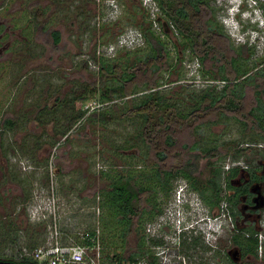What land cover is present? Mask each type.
Listing matches in <instances>:
<instances>
[{
	"label": "rangeland",
	"instance_id": "374dc122",
	"mask_svg": "<svg viewBox=\"0 0 264 264\" xmlns=\"http://www.w3.org/2000/svg\"><path fill=\"white\" fill-rule=\"evenodd\" d=\"M239 1L210 0L215 13L214 26L230 37L234 47L245 43L248 39L247 47H252L254 52L252 54L249 50L239 54L237 52L239 64L244 69H251L257 63H260L258 67H264V32L259 39L255 32L250 31L247 34V30L251 29L252 11L247 12L245 15L247 18H244L250 21L244 22L237 13L238 10L248 7L242 2L239 4ZM19 2L20 0H0V11L4 7L1 14L18 16L21 13ZM32 2L35 4L32 9L29 7L31 13L36 10L43 13L37 26L61 31L63 43L60 49L66 52L64 58L58 57L59 61L55 62V57V64H52L39 59L32 60L35 56L32 55L33 53L29 52L30 54L25 55V52L20 50V55L18 54L20 57L16 58L3 74L0 73L1 154L8 159V174L13 173L23 190V194L17 192V194L12 193L10 197L9 195L0 197V203H3L1 209H19L20 206L22 208L25 205L27 212L30 213L29 209L38 208L41 198L46 199L53 187L57 196L61 225L64 228L90 229L95 227L96 220L102 227V216L105 217L109 210L113 212L112 209H107L104 201V195L111 189V182L116 178H137L138 173H142L147 176L143 188L146 192L144 201L148 202L142 203V206L147 205L149 206L147 209L152 211L142 209V216H139V219L146 216L152 218L149 222H159L161 209L172 210V215L175 217L174 207H176L175 203H178V191L175 188L172 191L161 192V184L156 178L157 167L148 154L147 147L140 141L139 131L143 126L142 120L137 115L126 114L131 105H123L118 100L116 104L105 102L98 105L97 108L101 110L110 109L112 114L107 121L98 122L86 119L89 112L97 106L93 100L85 104L76 102L75 109L70 108L68 104L66 110L46 117L49 126L46 123L41 125L36 123L34 115L45 103L46 84L50 86L48 101L54 94L60 95L68 89H70L69 96H72L75 92H80L88 81L96 78L98 62H119L128 58L132 61L135 55L128 53L137 47L142 48H138L136 55L148 54L149 49L144 45V37L135 42L130 40L132 38L130 29L134 28L133 26L151 28L155 35L166 42L171 52L169 60L175 63V66L170 73H162L163 78L160 79L158 87L170 101H183L184 104L181 105L184 107L191 96L187 94L188 92H199L206 87L207 82H212L202 78L199 73V60L187 49L179 54L181 60L176 59V42L181 43L182 37L173 32L172 37L164 36L157 20L158 5L154 0H32ZM256 17L260 20L259 23ZM253 19L254 23H257V28L264 26V16L254 14ZM229 32L233 35L237 34L239 40L238 37L228 34ZM119 41L127 42V46L126 49L116 52L115 44ZM178 49L183 50L180 45ZM44 77L47 79L46 82ZM38 87H43V90L37 91ZM141 94V92L136 93L134 100ZM5 96L9 101L3 104ZM129 99L125 98V100ZM78 108L87 109V112L71 128L69 138L62 146V150H54V147L50 151L49 147L46 149L44 145L53 141L55 143L62 138V136H48L46 132L55 125L58 131L69 130L67 123L78 113ZM4 117L7 119L10 117L15 127L12 129L3 127L1 120ZM36 127H41V133L38 132L40 128ZM198 132L199 134H193L191 128L177 132L174 147L170 151L171 156L168 157L170 165L179 162L181 157L176 155L182 145L196 140H199V146L212 142L218 144L224 164L231 160L250 157L247 154L239 157L234 154L237 153L236 147L240 146L237 143L244 141L259 143L252 136H241L240 125L231 118H222L221 122L203 125ZM56 153H59L58 156L61 158L57 155L56 158ZM56 167H60L61 170L56 171ZM174 186L175 184L172 183V188ZM24 201L26 202L22 205L21 202ZM195 201L200 205L197 199ZM1 212L2 210H0V254H10L15 248L25 247V243L33 247L45 241L48 234L46 221L30 222L21 209L17 214L20 226L13 230L5 225L7 220L1 219ZM112 222L107 226L108 237L105 235V247H114V239L110 238L109 233L114 224V221ZM143 230L145 231L144 228ZM13 237L19 239V246L12 244ZM136 238L131 232L128 247L123 252L125 256L138 246ZM217 261L218 259L214 257V262Z\"/></svg>",
	"mask_w": 264,
	"mask_h": 264
},
{
	"label": "trees",
	"instance_id": "16d2710c",
	"mask_svg": "<svg viewBox=\"0 0 264 264\" xmlns=\"http://www.w3.org/2000/svg\"><path fill=\"white\" fill-rule=\"evenodd\" d=\"M154 1L158 5L157 20L164 36L172 37L173 32L182 37L181 43L176 42V59L181 60L179 54L187 49L199 60L198 71L202 78L212 82H207L206 87L199 92H188L187 94L191 96L184 107L181 105L184 104L183 101H170L158 87L160 79L163 78L162 73H170L175 66V63L169 60L171 52L166 42L155 35L151 28L133 26L140 33L143 31L141 36L145 39L144 45L149 49V53L138 56L136 55L138 48L142 47H137L128 53L135 55L132 61L128 58L119 61L120 63L98 62L96 78L82 86L80 92H75L69 98V104L70 108L75 109L76 102L81 104L90 100L96 102L97 106L86 118L93 122L107 121L112 115L110 109L97 108L100 104L115 103L118 100L123 105H131L126 114L141 118L143 126L139 131L140 141L147 147L148 154L154 160L157 167L156 178L161 184V181L180 174L179 168L176 169L168 162L170 151L175 144V135L179 130L191 128L193 134H199L201 126L221 122L222 118H231L240 125L241 136H252L254 140L264 143V67H258L260 63H257L251 69H244L239 64L238 54L246 50L252 54L254 49L247 47L246 43L234 47L230 37L214 26L215 13L210 0ZM255 1L264 11V0ZM179 45L183 50L178 49ZM116 49V52H120L126 48ZM138 92L142 94L134 100ZM126 97L130 99L125 100ZM66 105L65 103L64 110ZM77 110L78 113L69 121V129L87 112V109ZM197 142L199 140L194 141ZM194 147L205 153H217V144L203 149L195 145ZM188 148L182 145L177 151L176 156L181 157L184 162ZM146 179L145 174L138 173L137 178L112 183L110 191L104 195L107 209L113 211L109 210L105 217L102 216L101 239L105 260L129 259L135 255L149 253L142 233V222L146 219L135 223L130 218L136 215L142 206V197L146 193L143 184ZM112 221L114 224L109 233L110 238L114 239V247H105V235L108 237L107 226L113 223ZM131 232L137 237V251L125 256L123 252L128 247Z\"/></svg>",
	"mask_w": 264,
	"mask_h": 264
},
{
	"label": "flooded vegetation",
	"instance_id": "af4514ba",
	"mask_svg": "<svg viewBox=\"0 0 264 264\" xmlns=\"http://www.w3.org/2000/svg\"><path fill=\"white\" fill-rule=\"evenodd\" d=\"M28 1L20 0V5H18L21 13L18 16L1 14L4 7L0 11L1 74L16 61V58L20 57V50L25 52V55L29 52L33 53L32 55L35 56L32 60L38 61L39 59L52 64L59 61V56L65 57L66 51L60 49L63 43L61 31L39 28L37 25L43 13L41 11V14L38 10L31 13L30 9L35 3L32 0ZM46 80L44 77V82ZM41 90L43 87H38L37 91ZM69 90L60 95L54 94L48 101L50 86L46 84L45 103L34 115L35 122L39 125L44 124L47 122L46 117L58 111H64V104L66 103L68 107L71 97ZM6 101L9 100L5 96L3 104ZM10 119V117L2 118V126L8 129L15 127ZM67 124L69 127V121ZM55 126L50 127V130L46 132L47 135L62 136L63 139L60 138L55 143L53 141L54 144L44 145L46 149L50 148L49 151L53 147L54 150H62V146L69 138V132L71 133V129L58 131ZM36 128H40L38 132L41 133V127ZM193 143L186 144L189 148L185 162L180 158L179 162L172 164L176 169L179 168L180 174L169 177L164 182L161 181V192L172 191L176 188L179 195L181 181H183L181 189L185 186L178 197V203H175V217L172 215V210L161 209V259H166V264H264V143H245V145H243L244 142L237 143L240 146L236 147V151L242 150L243 152L234 154L238 157L247 154L250 157L231 160L226 164L218 150V144L217 153L212 154V152H202L194 145L203 149L206 146L212 147L215 143H208L204 146H199V142L194 145ZM1 153L0 148V197L7 195L10 197L12 193L17 194V192L23 194L13 173L8 174V159H5ZM58 154L56 153L55 156ZM58 170H61L60 167H56V171ZM126 179L116 178L111 184ZM171 182L175 184L173 188ZM144 199L145 193L142 202L146 204ZM196 199L200 205L197 204ZM20 207L19 209H1L3 203H0L1 219L7 220L5 225L8 229L16 230L20 226L17 214L21 209L30 222H35L27 212L26 206ZM147 208H149L147 205L146 207L140 206L137 214L130 216L135 223L146 219L142 222L143 228H146L149 223L153 224L146 216L139 219L143 212L141 210ZM137 219L139 221H136ZM142 233L144 238L145 231L143 230ZM18 240L17 237H13L12 244L18 245ZM25 247L30 248L31 244L25 243ZM23 248H15L10 254H0V264H39L32 257L24 255ZM132 250L130 252L137 251V247ZM214 257L218 259L217 262H214Z\"/></svg>",
	"mask_w": 264,
	"mask_h": 264
},
{
	"label": "built area",
	"instance_id": "2783aa9c",
	"mask_svg": "<svg viewBox=\"0 0 264 264\" xmlns=\"http://www.w3.org/2000/svg\"><path fill=\"white\" fill-rule=\"evenodd\" d=\"M51 190L46 199L41 198L38 208L29 209L35 223L46 221V239L33 247H24V255L32 257L39 264H166V259H161V221H151L153 224L149 223L144 228V243L149 249L148 254L108 261L103 256L101 226L98 221L90 229L64 228L57 209L56 193L53 187ZM97 211L99 214V209Z\"/></svg>",
	"mask_w": 264,
	"mask_h": 264
},
{
	"label": "clouds",
	"instance_id": "9594fccd",
	"mask_svg": "<svg viewBox=\"0 0 264 264\" xmlns=\"http://www.w3.org/2000/svg\"><path fill=\"white\" fill-rule=\"evenodd\" d=\"M228 1H235V2H237L238 0H228ZM243 3V4H245L246 6L245 7H248V9H243L242 8V10H238V13L237 14H239V16H240V18L241 19H243V21L244 22H249L250 20H244V18H247L245 15H246V13L247 12H250V11H252V13H251V17H250V19H251V22H252V24H250V27H251V29L250 30H247V34H249V32L251 31V32H255V33H257V38L259 39V38H262V35H263V33L262 32H264V26L263 27H261V28H257V23H254V19H253V17H254V14H260L262 17L264 16V11H263V9L257 4V2L255 1V0H240L239 1V4L240 3ZM114 3V2H113ZM236 14V15H237ZM235 15V14H234ZM230 16V15H229ZM228 16V17H229ZM259 17V16H258ZM258 17H256V20L258 19ZM259 19H258V23H259ZM257 22V21H256ZM255 25H256V27H255ZM262 33V34H261ZM228 34H230L231 36H234V37H238V35L237 34H232L231 32H229ZM241 36H242V34H240ZM130 36L132 37L130 40H132V41H137V40H139V39H141L142 38V36H141V33L137 30V29H135V28H131L130 29ZM128 38H130L129 37V35H128ZM238 40H239V37H238ZM248 40V39H247ZM247 40L245 41V43L247 42ZM133 43V42H132ZM116 47H118V48H124V47H126L127 46V42L126 43H123L122 41H119V42H117L116 44ZM111 47H112V45H111ZM182 182V184H181V187L183 186V181H181ZM181 187H179L180 189V191H179V195H178V197L181 195V193L183 192V190H184V188H185V186H184V188H182L181 189Z\"/></svg>",
	"mask_w": 264,
	"mask_h": 264
},
{
	"label": "water",
	"instance_id": "95a60500",
	"mask_svg": "<svg viewBox=\"0 0 264 264\" xmlns=\"http://www.w3.org/2000/svg\"><path fill=\"white\" fill-rule=\"evenodd\" d=\"M236 252V251H235Z\"/></svg>",
	"mask_w": 264,
	"mask_h": 264
}]
</instances>
